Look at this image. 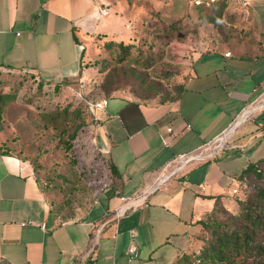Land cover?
Returning <instances> with one entry per match:
<instances>
[{
	"label": "crops",
	"instance_id": "obj_1",
	"mask_svg": "<svg viewBox=\"0 0 264 264\" xmlns=\"http://www.w3.org/2000/svg\"><path fill=\"white\" fill-rule=\"evenodd\" d=\"M109 7L103 14L97 0H0V65L50 82L92 79L95 40L126 33L125 17ZM246 7L228 0V43L194 55L176 98L106 97L84 129L92 134V170L112 163L116 182L82 205L63 200L51 226L53 202L31 163L0 142V264H171L199 247L205 213L216 201L233 208L235 195L245 194L242 170L264 159V106L254 105L223 149L177 163L264 94V0ZM137 192L148 204L121 209L119 196Z\"/></svg>",
	"mask_w": 264,
	"mask_h": 264
},
{
	"label": "rangeland",
	"instance_id": "obj_2",
	"mask_svg": "<svg viewBox=\"0 0 264 264\" xmlns=\"http://www.w3.org/2000/svg\"><path fill=\"white\" fill-rule=\"evenodd\" d=\"M104 1L126 19V33L113 37L142 50L137 62L130 60L119 63L114 55L115 46H104L106 38L101 36L95 40L87 62L93 70L90 76L99 79L106 71L114 72V79L119 78L122 83V87L115 92L137 96L132 93V89L136 88L138 92L151 94L152 98L148 99L160 98L165 93L172 95L174 86L183 83L194 55L228 43L232 35L231 30L222 23L214 26L200 20L198 3L194 1ZM231 3L237 5L239 1L231 0ZM135 56L133 53L132 57ZM147 60L151 62L150 65L143 66ZM103 66L105 71H99L98 68ZM140 77H145L153 86L158 84V91L155 87H138ZM54 83L58 81H46L30 71L0 66V89L16 90L17 94V98L7 104V118L0 129V142H6V147L21 157L38 156L41 167L36 169V175L54 205L65 199L75 206L82 205L108 183L105 170L102 171L96 164L94 171L88 170L91 174L89 177L80 172L83 165L90 167L93 164L90 161L95 153L90 140L92 134L83 128L77 140L64 147L58 143L53 131L42 124L38 112L55 102L64 105L88 94L95 97L104 94L98 87L91 91L86 84L80 87L79 82L67 84L70 86L65 83L55 86ZM84 109L91 112L88 105ZM78 159L80 162L76 164Z\"/></svg>",
	"mask_w": 264,
	"mask_h": 264
},
{
	"label": "trees",
	"instance_id": "obj_3",
	"mask_svg": "<svg viewBox=\"0 0 264 264\" xmlns=\"http://www.w3.org/2000/svg\"><path fill=\"white\" fill-rule=\"evenodd\" d=\"M227 3L228 0H201L197 5L200 20L209 22L214 26H218L220 23L223 25ZM104 46L108 48L115 46L114 55L119 63L130 62V60L137 62L142 51L140 47L117 40L113 36L104 40ZM133 53H135V57H132ZM150 63L147 60L143 63V66L147 67ZM0 66L11 67L8 65ZM105 69L104 66L98 68L99 71H105ZM113 75L114 72L106 71L99 79H90L85 82L79 78L65 79L54 83L56 86L61 83L79 82L80 87H84L86 84L89 86V91L98 87L104 94V96L98 97L89 96L88 94L76 98V100H70L64 105L55 102L53 105L39 110V119L45 127L53 131L60 145H64V147L72 145L80 136L84 126L92 122L93 114L84 109L89 101L116 95L117 92L115 91L122 87V83L119 82V78L118 80L117 78L114 79ZM137 85L141 89L155 87V90L158 91V84L153 86L154 84L148 83L145 77H140ZM182 87L183 83L175 85L172 95L165 93L157 99L161 101L174 99L179 95ZM132 91H134L133 94L137 95H133L134 97L140 99L152 98V95L148 92H138L136 88H133ZM15 92L16 90L0 89V129L5 120V108L8 102L17 98ZM88 117H90V120H88ZM7 151L11 150L8 149ZM24 159L29 160L36 175V169L41 167V163L37 160L38 156L25 157ZM79 162L78 159L76 164ZM90 169H92L91 165L90 167L83 165L80 172L87 178L91 175L88 172ZM103 170H105V174L109 179L108 184L113 185L116 182L114 177L118 174L116 167L112 163H108L106 166L103 161ZM36 178L39 181L37 175ZM240 178L245 184L244 196L235 195V206L233 208H227L216 201L213 208L206 212L201 219L204 233L200 235L199 247L182 250L171 264H264V159L249 163L242 170ZM64 207L63 202L52 204L46 223L51 226L57 215L65 210Z\"/></svg>",
	"mask_w": 264,
	"mask_h": 264
},
{
	"label": "built area",
	"instance_id": "obj_4",
	"mask_svg": "<svg viewBox=\"0 0 264 264\" xmlns=\"http://www.w3.org/2000/svg\"><path fill=\"white\" fill-rule=\"evenodd\" d=\"M200 1L201 0H195L194 2L199 3ZM237 1H239L240 5H242V6H247V4H248V0H237ZM97 6H98V9L101 13L104 14V13L109 12L110 7L104 1L97 0ZM225 53L229 54L230 52L226 51ZM107 103H108L107 98L101 97L97 100L89 101L88 107L91 110L92 114H94V111L97 109H100V110L105 109ZM254 105L257 106L255 109L264 106V94L260 98H258L257 100L251 102L246 107H244L242 112L229 124V126L224 128L222 130V132H220L214 138L205 142L204 144L199 146V148H197L196 150H192V151L180 154L177 157V163H183L184 161L190 160L194 157L203 158L205 156H209V155L216 153L219 150L223 149L226 145L227 138L231 135V133L234 131V129L237 127V125H239L241 122L246 120L249 116H251V114L253 113V111L255 109L251 110L248 114H246L242 118L245 111ZM167 130H171V127H167ZM162 139L164 142H166V140L163 136H162ZM174 171H175V169L171 170L170 172H167L168 174L166 176H164V178L167 179ZM164 178H161V180ZM146 197H147L146 194L143 192H137V193L126 194V195L121 194L119 196V199L121 200V202L123 204L121 209H125L127 207H132V206L147 205L148 201H147ZM131 234L134 235V231L131 232ZM129 253L131 254V256L136 255V246L134 243H132L130 245Z\"/></svg>",
	"mask_w": 264,
	"mask_h": 264
},
{
	"label": "bare ground",
	"instance_id": "obj_5",
	"mask_svg": "<svg viewBox=\"0 0 264 264\" xmlns=\"http://www.w3.org/2000/svg\"><path fill=\"white\" fill-rule=\"evenodd\" d=\"M252 107H253V106H252ZM252 107H250V108H252ZM250 108H249V109H250ZM249 109H248V110H249ZM246 111H247V110H246ZM246 111H245V112H246Z\"/></svg>",
	"mask_w": 264,
	"mask_h": 264
}]
</instances>
